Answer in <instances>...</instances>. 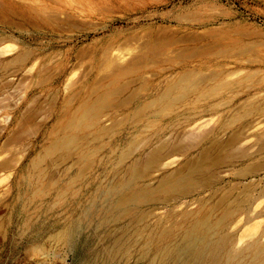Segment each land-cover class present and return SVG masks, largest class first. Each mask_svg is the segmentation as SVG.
<instances>
[{
  "label": "rangeland",
  "instance_id": "rangeland-1",
  "mask_svg": "<svg viewBox=\"0 0 264 264\" xmlns=\"http://www.w3.org/2000/svg\"><path fill=\"white\" fill-rule=\"evenodd\" d=\"M0 52V264H260L264 197L246 207L264 170L241 171L264 165V0H0ZM138 53L145 61L132 71H111ZM186 74L232 86L167 107L161 97ZM117 87V107L99 109L63 146L80 108ZM236 133L232 162L214 170L209 189H158ZM180 140L187 156L164 152L155 170L130 179L152 150ZM237 202L241 212L225 213ZM198 221L211 230L197 231Z\"/></svg>",
  "mask_w": 264,
  "mask_h": 264
},
{
  "label": "bare ground",
  "instance_id": "bare-ground-1",
  "mask_svg": "<svg viewBox=\"0 0 264 264\" xmlns=\"http://www.w3.org/2000/svg\"><path fill=\"white\" fill-rule=\"evenodd\" d=\"M4 47V46H3ZM2 49L5 50V52L9 51L10 46L4 47ZM14 48V47H13ZM143 52V51H142ZM141 52V53H142ZM164 52V51H163ZM1 53V52H0ZM161 53V52H160ZM164 54V53H163ZM120 58V57H119ZM123 58V57H122ZM121 60L119 61H122ZM125 58V57H124ZM145 56L142 54H137L134 55L132 57H130L127 61L125 60V63L120 65V66H114L113 73L115 74H122L128 71H132V69L136 66H138L142 61L144 60ZM116 61V60H114ZM113 61V62H114ZM111 62V64H114L116 62ZM118 62V61H117ZM157 62V61H156ZM120 63V62H118ZM123 63V62H122ZM110 64V65H111ZM121 64V63H120ZM156 65V64H155ZM112 66V65H111ZM110 66V67H111ZM110 70H108L107 72L110 73ZM105 72V73H107ZM107 73V74H108ZM104 76V75H103ZM141 77V76H140ZM217 75L216 74H211L209 77H203V76H197L194 74H186L181 76L178 81L173 85V91H168L167 93H165L163 95V97H161L163 99V102H165V104L167 105V107H171L175 102L179 101V102H183L185 100H187L190 96L192 95H196L198 94L199 98H208V97H213L215 96L219 90H227L232 86V83L230 82H224L221 83L219 85H216L214 87H209L205 85V82L209 79H216ZM101 79V78H100ZM136 79V78H135ZM137 80V79H136ZM131 81V80H130ZM99 82V81H98ZM129 82V81H128ZM97 83V82H96ZM135 83V82H134ZM135 85V84H133ZM122 89V87H117L115 89L112 90V92H109L107 95L99 98L98 100H96L95 102H91L92 104H89V102L85 103L79 110V113L77 114V116H75L73 118V120L71 121L70 125H69V130L73 133L72 138L68 139L66 143L63 144V146H68L69 144L73 143L75 141V137L76 134L81 133L82 131H84L87 128L93 127L95 124V119L97 117V112L99 109L105 108L108 106H115L117 107V104L115 105H110L112 103V96H114L115 94H118V92H120V90ZM166 89V88H165ZM133 91V90H132ZM131 91V95L132 92ZM129 95V98L130 96ZM175 95V96H174ZM91 97V96H90ZM126 100H128V95L126 96ZM89 99V97H88ZM125 100V99H124ZM125 100V102H127ZM255 100V99H254ZM133 101V100H131ZM253 101V99L251 100ZM121 104L123 103V100L120 102ZM120 104V105H121ZM252 104V103H251ZM119 105V104H118ZM245 105H243L244 107ZM236 112V109H234ZM238 110V109H237ZM241 110V107H240ZM253 108L250 110H244V114H250L252 112ZM264 112V109L262 110ZM233 112V111H232ZM234 113V112H233ZM185 114V113H184ZM32 115V114H31ZM230 115V114H229ZM28 117V116H27ZM152 117V116H151ZM229 117V116H228ZM227 117V118H228ZM26 118V117H25ZM29 119V118H28ZM61 120V119H59ZM204 120V119H202ZM200 120V121H202ZM31 121V120H30ZM25 122V121H24ZM199 123V121H198ZM196 123V125L198 124ZM195 125V124H194ZM193 125V126H194ZM195 125V126H196ZM247 125V124H246ZM19 127L22 126L20 125ZM32 127V126H31ZM201 127V125H200ZM244 127V126H243ZM194 128V127H193ZM106 129V127H105ZM37 130V129H36ZM17 131V130H16ZM110 132V131H109ZM244 134V133H243ZM17 136V135H16ZM15 136V137H16ZM179 136V135H178ZM242 135L239 133L233 134L229 137V139L226 141L225 145L223 146V144H221L219 141H215L213 142L210 146L203 148L202 150H200L197 155L193 158V159H189L187 160L179 169L175 170L174 172H172L170 175L163 177L159 184H158V189L163 190V192H174V193H178L180 195H186L189 191L190 188L192 186H200L199 188H201L203 191L209 189L213 183L216 181L215 177H214V170H216V168L222 166L223 164L226 165L230 164L232 162L233 156L230 153V150L232 149V147H234L240 140V137ZM83 137V135H82ZM193 137V136H192ZM197 137V136H196ZM168 138V137H167ZM178 138V137H177ZM183 138V137H182ZM181 138V139H182ZM195 138V137H194ZM18 138H16L17 140ZM242 139V138H241ZM14 140V139H13ZM175 140V139H174ZM194 140V139H192ZM170 141V140H169ZM168 141V142H169ZM176 141V140H175ZM195 141V140H194ZM242 141V140H241ZM258 144L259 146H257L258 150H257V154H261L262 152H264V132L262 133V139L258 140ZM10 142V141H9ZM184 142V141H182ZM181 140L179 143H182ZM189 142V141H188ZM184 142V145H177L175 148L173 149H169V147L167 146L166 143H162L158 148L152 150L144 159L143 162L137 163L134 166H132L131 171H130V179L132 180H137L139 178H143L146 177L151 171L155 170L157 168L158 165H160V160H161V155L166 152L167 157H170L172 155H183V156H187L188 152L190 151L191 147L188 145L189 143ZM225 142V141H224ZM15 143V142H14ZM190 143H193L192 141ZM194 144V143H193ZM171 148V147H170ZM221 148H226L227 151L225 152H221L219 149ZM74 150V149H73ZM168 152V153H167ZM1 153V152H0ZM246 154V153H245ZM73 154H71L72 156ZM248 155V154H247ZM70 156V157H71ZM166 156V155H164ZM238 156V155H237ZM245 156V155H243ZM258 156V155H257ZM176 158V156H174ZM246 157V156H245ZM174 158V159H175ZM192 158V157H191ZM243 158V157H242ZM248 158V157H247ZM164 159V158H163ZM171 159V158H169ZM173 159V160H174ZM178 159V158H176ZM238 159V158H237ZM245 159V158H244ZM172 160V161H173ZM240 160V159H238ZM59 161V160H58ZM172 161L170 162L168 160V162L166 161V163L162 164V166L165 168L169 165H172ZM237 161V160H236ZM3 162V161H2ZM1 162V163H2ZM176 162V161H175ZM76 163V162H75ZM235 163V162H234ZM233 163V164H234ZM3 164V163H2ZM176 164V163H175ZM7 165V164H6ZM257 165V166H256ZM254 166H251L243 171H241L242 176H246V175H253L254 174L260 172L261 170H264V165L263 167L259 166L260 163L256 164ZM3 167V166H2ZM224 167V165H223ZM86 169V168H84ZM52 170V169H51ZM82 172V171H81ZM83 173V172H82ZM219 173V172H218ZM263 173V172H262ZM217 175V174H216ZM257 176V175H256ZM233 178V177H232ZM252 178V177H251ZM218 180V179H217ZM243 180V179H242ZM117 182V181H116ZM188 182V183H187ZM110 183V182H109ZM119 182L116 183V185ZM264 183V182H263ZM114 184V183H113ZM110 185V184H109ZM131 186V185H129ZM263 186V185H262ZM253 188V187H252ZM259 189V188H258ZM104 190V189H103ZM247 191V190H246ZM256 191V190H255ZM254 191V192H255ZM243 192V191H242ZM241 192V193H242ZM245 192V190H244ZM253 192V191H252ZM244 195V194H243ZM258 195V194H257ZM187 197V196H186ZM213 197V196H212ZM233 197V196H232ZM235 197V196H234ZM250 197V196H249ZM255 197V196H254ZM261 197H264V189H262L259 193V196L257 198H255V200H253L252 202L249 201L248 205L246 208H248L249 206L251 207L257 200H259ZM128 198V194H124L122 196V198L120 197V203H125V201ZM226 199H228V197H223V199L221 201H217L218 204L215 205L214 209L212 210V212H214L219 206H221L222 204L226 203ZM242 200V199H241ZM209 202V201H208ZM207 202V203H208ZM248 202V200H247ZM241 203V202H240ZM239 202L235 203V204H228L226 206V212L225 213H238L241 212L243 210V208H245V206L243 207V205H241ZM245 203V202H243ZM116 204V203H115ZM261 203L258 201V203L256 204V206L253 208L255 210H257L258 208H260ZM262 208V206H261ZM264 208V207H263ZM129 209V208H128ZM127 210V209H126ZM125 210V211H126ZM254 210V211H255ZM264 212V211H263ZM262 211H260V213H263ZM203 216V215H202ZM146 217V216H145ZM202 218V217H201ZM144 219V218H143ZM142 219V220H143ZM210 224V223H209ZM259 223H255V225H258ZM222 226V222L217 223L215 228H220ZM196 230L199 232H203V233H207L208 231L211 230V227H209V225L207 223H205L204 221H198V223L196 224ZM71 231V230H70ZM200 238V237H199ZM61 239V238H60ZM69 239V237H68ZM201 239V238H200ZM199 239V240H200ZM197 241V239H196ZM212 242V241H211ZM187 243V242H186ZM193 244V243H192ZM210 248V247H209ZM256 251V253L258 254H262V250H258V249H254ZM192 253L194 255H200L201 253V245H197L194 250L192 251ZM260 264H264V256L261 258V262Z\"/></svg>",
  "mask_w": 264,
  "mask_h": 264
}]
</instances>
